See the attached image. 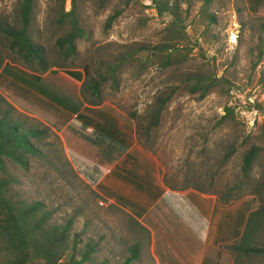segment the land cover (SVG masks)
Returning <instances> with one entry per match:
<instances>
[{"label": "rangeland", "instance_id": "1", "mask_svg": "<svg viewBox=\"0 0 264 264\" xmlns=\"http://www.w3.org/2000/svg\"><path fill=\"white\" fill-rule=\"evenodd\" d=\"M20 1H0V25L18 24ZM39 1L32 33L36 42L44 46L51 70L85 73L89 68L92 77L121 53L140 45L154 49L166 39L167 25L177 18L175 14L160 15L153 0H131L129 5L125 0H112L106 9H101L97 0H79L78 11L87 35L78 42L79 54L65 60L56 47L62 32L55 21V3ZM193 1L187 8V1L181 0L180 10L194 46L188 68L204 64L215 68L219 76L232 81L231 98L218 92L205 99L179 95L168 106L160 125L148 131L137 130L132 115H142L160 90L168 83H177L173 70L132 64L117 74L116 83L109 80L102 86L98 98L86 88L82 92L83 82L70 81L60 73L34 72L9 51L0 34V73L11 66L10 70L36 84H45L79 105L83 116L110 124L126 143L127 149L121 155L116 150L107 151L109 146L96 137L94 128L83 129V120L73 111L41 98L16 81L11 71L1 74L0 112L9 111L27 128H51L45 142L36 141L46 156L31 158L27 174L15 171L21 181L20 193L44 202L52 213V223L63 225L72 220V229L82 234L83 242L97 246L96 258L100 262L124 264L134 247L139 250V258L131 264H159L160 253L182 260L176 246L186 247V243L181 238L174 239L172 231L175 226L176 234L178 228L187 233L183 225L188 216L177 195L197 192L211 203L212 231L208 229L202 239L196 240L197 255L192 259L199 264L203 246L217 240L223 244L222 254L216 256L217 264H234L238 257H231L228 245L239 237L251 211L264 202V155L246 174V148L240 147L245 133L258 132L264 122V55L254 67L260 51H264V8H250L248 0ZM205 3L216 17L212 30L207 29L208 21L202 20ZM71 7L68 0L67 10ZM117 8L124 10L109 26L107 20ZM205 29L211 39L217 40L206 43V36H201ZM190 47L184 44V49ZM202 51L206 57L200 54ZM84 79L90 81L91 77L86 75ZM230 101L236 107L237 119L224 121L225 106ZM246 115L257 117L256 124L259 123L247 124L244 132L239 122ZM87 164L96 166L90 168ZM117 194L126 199L120 201ZM231 220V239L220 240L229 232ZM257 241L264 242V228ZM239 261L264 264V255H243Z\"/></svg>", "mask_w": 264, "mask_h": 264}, {"label": "trees", "instance_id": "2", "mask_svg": "<svg viewBox=\"0 0 264 264\" xmlns=\"http://www.w3.org/2000/svg\"><path fill=\"white\" fill-rule=\"evenodd\" d=\"M51 1L55 3V21L62 32L56 41L57 52L63 59L69 60L79 54L78 42L87 35L78 11L79 0H70L72 5L70 10L66 8L68 0ZM111 1L97 0L101 9H106ZM185 1L188 4L187 8H191L194 1ZM39 3V0H21L18 24L0 25V34L4 35L9 51L29 64L34 72L60 73L70 81L78 84L83 82L82 92L86 88L89 94L101 98L102 86L109 80L116 83L117 74L132 64H139L142 67L159 65L164 69L173 70V77L174 80L177 79V83H168L160 90L142 115L137 113L132 115L137 121L139 131L157 128L168 106L179 95L190 94L198 99H205L208 95L218 92L231 98L232 81L224 75L219 76L215 68L205 64L188 68L194 46L191 45V37L186 32L187 25L184 24L186 18L180 12L183 8L181 0H153L155 9L160 15L175 14L177 17L165 28L166 39L163 42L154 49L150 45H140L121 53L109 62L105 69L99 70L96 77L91 76L89 68L85 69V73L81 70H51L52 66L44 46L36 42L32 33ZM125 3L129 5L131 0H125ZM208 7L209 3H205L202 7V20L208 21L207 29L212 30L211 25L216 21V17L209 12ZM123 10L124 8L114 10L107 20L109 26L113 25ZM207 29L201 35L206 36L203 37L204 41L206 43L216 41L217 39L213 40L208 36ZM184 44L185 47H192L186 50ZM200 54L206 57L204 51ZM263 55L264 51L261 50L254 67ZM10 68L11 66L2 68L0 76L11 71L16 81L33 89L36 87L35 81ZM86 75L89 79L91 77L90 81H85ZM36 78L39 79V76ZM49 99L57 106L77 114V117L83 120V129L93 127L96 137L109 146L107 151L119 152L118 149L123 151L127 149L125 141L120 139L118 131H114L110 124H102L88 115L83 116L79 105L71 103L61 95L52 93ZM233 104L230 101L225 106L224 121L237 119L236 107H233ZM250 109L253 110L254 107L251 105ZM248 121L246 115L239 122L244 132L247 131ZM49 134L51 128L48 126L27 128L22 122L16 121L9 111L0 112V260L2 264H109L107 261L97 260V246L91 242H83L82 234L73 231L72 220L63 225L52 223V213L46 209L44 202L27 198L20 193L21 181L15 171L20 170L27 174L31 166V158L44 157L45 153L37 143L45 142ZM242 146L246 148L243 155V171L248 174L256 161L264 155V122L258 132L245 133L240 147ZM263 228L264 202H261L260 207L249 214L243 232L231 245H228L231 257L233 255L238 257L234 264H240L239 260L243 255H264V242L259 244L257 241V236ZM131 252V256L124 264H131L134 259L139 258V250L136 247L132 248ZM217 255H221L220 250L208 247L202 264H217Z\"/></svg>", "mask_w": 264, "mask_h": 264}, {"label": "crops", "instance_id": "3", "mask_svg": "<svg viewBox=\"0 0 264 264\" xmlns=\"http://www.w3.org/2000/svg\"><path fill=\"white\" fill-rule=\"evenodd\" d=\"M248 2H249L250 8H254V9L264 8V0H248ZM24 85H26V84H24ZM27 86L29 87V85H27ZM31 89L35 93H37L41 98H43V99H45L51 103H52V101L49 99V95L52 93L58 94V92L51 90L45 84H40V85L36 84V87L34 89L33 88H31ZM75 115L77 116V114H75ZM82 124L83 123L81 122V125ZM81 127H83V125ZM90 128L91 127L87 128V129L89 130ZM87 139H89V136ZM91 140H93V139L91 138ZM94 140H95V138H94ZM122 153H124L123 150L122 151L120 150L119 154L121 155ZM76 161H78L80 163L82 162L79 160H76ZM87 166H91L90 168H93L96 166V164L95 165L87 164ZM133 177H135V176H133ZM135 184L139 185V183H137V182H135ZM116 196L120 201H122L124 198L126 199V196H124V195H118L117 194ZM177 198H178L177 201L179 202V204H181L180 206L187 212L186 214L188 216V219H186V222L183 225V226H185L184 230H186L187 233H182L178 228V233L176 234L177 229L175 226H173V231H172V236L174 237V239L175 238L176 239L181 238L186 243V247L176 246L177 250L179 251V253L183 257V259L182 260L178 259V257L176 255H170L169 253L168 254H162L159 252L161 258H158V261H159L158 263L159 264H166V262H167V264H197V259H195V260L192 259V256L197 255L196 240L199 241L200 239H202V237H203L202 234L206 233V231L208 233V229L212 231V228L209 227V224H211L210 210H211L212 206H211L210 202H207L206 199H203L199 195V193H197V192H189L186 194H179V195H177ZM239 223H241V222H239ZM230 225L231 226H230L229 232L227 230L223 236H220V240L228 239V237H229V239H231V235L233 232L232 228L234 225L232 220L230 222ZM244 226H245V224H244ZM244 226H243V229H244ZM243 229H242L241 233L243 232ZM214 231H216L218 233L217 227H214ZM205 238L208 240V235ZM178 243H181V241H179ZM208 247H213V248L220 250V254H222V252H223V244L217 243V240L208 241L203 246V248H202L203 250L200 253L201 257H200L199 264H202ZM227 251H228V249H227ZM165 259H167V261H165ZM168 259H170V260H168Z\"/></svg>", "mask_w": 264, "mask_h": 264}, {"label": "built area", "instance_id": "4", "mask_svg": "<svg viewBox=\"0 0 264 264\" xmlns=\"http://www.w3.org/2000/svg\"><path fill=\"white\" fill-rule=\"evenodd\" d=\"M251 112H253V110L251 111ZM250 112V113H251ZM248 116V115H247ZM248 118H249V121H248V124L249 123H252V125L254 124V122H255V125H257L258 123H259V121H258V123L256 124V122H257V117H250V116H248ZM260 120H261V118H260Z\"/></svg>", "mask_w": 264, "mask_h": 264}, {"label": "bare ground", "instance_id": "5", "mask_svg": "<svg viewBox=\"0 0 264 264\" xmlns=\"http://www.w3.org/2000/svg\"><path fill=\"white\" fill-rule=\"evenodd\" d=\"M232 38H233V40H235V39H236V38H235V36H233Z\"/></svg>", "mask_w": 264, "mask_h": 264}]
</instances>
